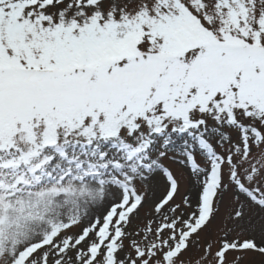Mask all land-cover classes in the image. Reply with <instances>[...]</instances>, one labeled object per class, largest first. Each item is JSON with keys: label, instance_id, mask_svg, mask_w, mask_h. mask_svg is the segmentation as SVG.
<instances>
[{"label": "snow or ice", "instance_id": "6c2138e0", "mask_svg": "<svg viewBox=\"0 0 264 264\" xmlns=\"http://www.w3.org/2000/svg\"><path fill=\"white\" fill-rule=\"evenodd\" d=\"M0 264H264V0H0Z\"/></svg>", "mask_w": 264, "mask_h": 264}, {"label": "rangeland", "instance_id": "374dc122", "mask_svg": "<svg viewBox=\"0 0 264 264\" xmlns=\"http://www.w3.org/2000/svg\"><path fill=\"white\" fill-rule=\"evenodd\" d=\"M173 169L175 171H177L178 174H180V179H181V185H182V191L185 189V188H190L191 187V177H190V172L189 170H186V169H180L178 168L177 166L175 165H172ZM183 172V175H181V172ZM184 174H185V177H184ZM185 178V179H184Z\"/></svg>", "mask_w": 264, "mask_h": 264}, {"label": "bare ground", "instance_id": "6f19581e", "mask_svg": "<svg viewBox=\"0 0 264 264\" xmlns=\"http://www.w3.org/2000/svg\"><path fill=\"white\" fill-rule=\"evenodd\" d=\"M181 172V175H183V172L182 171H180ZM184 177H185V174H184ZM185 179V178H184Z\"/></svg>", "mask_w": 264, "mask_h": 264}]
</instances>
